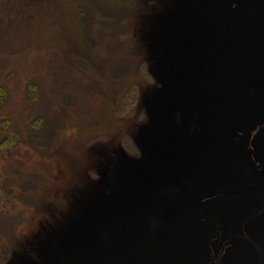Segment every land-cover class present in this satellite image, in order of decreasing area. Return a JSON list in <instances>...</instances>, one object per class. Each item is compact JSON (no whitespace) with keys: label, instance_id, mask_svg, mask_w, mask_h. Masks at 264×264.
Wrapping results in <instances>:
<instances>
[{"label":"rangeland","instance_id":"1","mask_svg":"<svg viewBox=\"0 0 264 264\" xmlns=\"http://www.w3.org/2000/svg\"><path fill=\"white\" fill-rule=\"evenodd\" d=\"M80 1L0 0V130L19 136L0 153V264H210L195 202L264 185V160L220 142L264 116V0H124L121 34L92 5L81 26ZM263 211L264 189L202 201L223 235L235 223L215 255Z\"/></svg>","mask_w":264,"mask_h":264},{"label":"flooded vegetation","instance_id":"2","mask_svg":"<svg viewBox=\"0 0 264 264\" xmlns=\"http://www.w3.org/2000/svg\"><path fill=\"white\" fill-rule=\"evenodd\" d=\"M262 118H264V116ZM262 118L261 116H259L258 120L253 123L252 126L253 128H251L248 132V134L251 136L250 148H248V150L254 156V158L258 160H264V119ZM199 222L200 223L205 222L214 229V232L210 235L209 241L207 243L208 246H210L208 247V252L211 254V259H212L210 264H222L221 258L223 257V255H225L226 250L229 248L226 247L225 249H223L224 245L228 240L232 238H242L250 241L257 249L258 253L264 249V222L263 223L261 222L259 224L253 223L249 231L246 229L247 228L246 222L241 223L240 224L241 232H239L238 230L232 231L230 236L222 243L217 256L215 255L214 248L212 247V241H218L224 238L226 233L230 232L231 227L233 226V224L235 225V223L228 222L227 224H225L223 227L224 228L223 229L224 235H223L222 229L214 221L210 219H205V220L202 219V220H198V223ZM239 248L243 249L247 254V250L244 247H239Z\"/></svg>","mask_w":264,"mask_h":264},{"label":"trees","instance_id":"3","mask_svg":"<svg viewBox=\"0 0 264 264\" xmlns=\"http://www.w3.org/2000/svg\"><path fill=\"white\" fill-rule=\"evenodd\" d=\"M172 1H175V3L179 2V0H172ZM114 2H116V4L119 3L120 5H116V6L110 7V5L108 4V1L107 0L105 2L102 1V3H100V1H96V0H85V1L84 0H81L80 2H78L77 3L76 10H77V14H79L82 17L81 18V26H82V20L84 21V18L86 16V13L88 12V9H89L90 5H92L95 8V11H93V16H96V14L98 12L101 16L104 17V21H102V22L105 23V26L114 29V30H112L113 34L116 33V30H119L120 31V34H121V32L124 31V15L123 14H124V12H127L126 11L127 10V7L124 9V0H114ZM122 2H123V4H121ZM156 4L157 3H153V4H150L149 3L148 4V7H147V8L150 9V11L153 12V14H156V13H154V11L152 10V7L154 5H156ZM128 11H129V9H128ZM100 12H102L103 15ZM100 24H102V23H100ZM103 33L106 36V33L102 31V33H101L102 34V37H103ZM120 34L117 35L118 38H119L117 40H120ZM122 34H124V33H122ZM105 36L103 37V39L106 38ZM132 40L133 39H131V41ZM125 41H128V40L125 39L124 41H122V45L124 43V46H122V50L123 51H126V50L128 51L131 42L128 44ZM5 94H6V90L4 88L0 87V102L1 103L5 99ZM0 105H2V104H0ZM2 125L4 127H3L2 130H0V135H1V131L5 132V134L7 133V135L5 136V138H2L0 136V153L6 151V150L10 149L11 147H13L14 145H16L17 141L19 140L18 134L15 133L14 131H11L10 130V123H9V121H4L2 123ZM2 125H1V128H2ZM173 189H174L173 191H175V192H173L174 193L173 195L175 196V199H176L177 198V195H178L177 193H179V192H176L177 190L174 187H173ZM154 194H155L154 195V205L157 206V204H155V203H157L159 200H156V199L159 198V196L161 195V193L160 192H156ZM164 211L165 210H163V211L161 210L159 212L163 213ZM152 216H155V215H152ZM149 225H150V223H149Z\"/></svg>","mask_w":264,"mask_h":264},{"label":"water","instance_id":"4","mask_svg":"<svg viewBox=\"0 0 264 264\" xmlns=\"http://www.w3.org/2000/svg\"><path fill=\"white\" fill-rule=\"evenodd\" d=\"M250 142H251V136L248 134H241V133H231L226 140L227 146H229L233 150H237V151H241V150H245V149L249 148ZM263 188H264V185H255V186H249V187H245V188H241V189H237V190L217 191V192L211 193L207 196H204L197 203L196 215L198 217H200L199 213H198V207H199L200 202L205 200V199L213 198V197L218 196V195H236V194H241V193H245V192H249V191H253V190H257V189H263ZM250 222H254L255 224L256 223L259 224L261 222L263 223L264 222V213H261L256 218H252V220ZM246 229L248 231L250 230L249 225ZM229 246H243V247H245L247 250V254H248L247 264H260L258 253L250 241H248L246 239H242V238H232L225 243L223 249H225L226 247H229Z\"/></svg>","mask_w":264,"mask_h":264}]
</instances>
